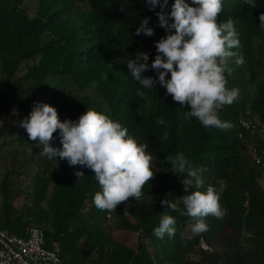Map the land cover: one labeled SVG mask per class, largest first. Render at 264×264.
Here are the masks:
<instances>
[{"label": "trees", "instance_id": "trees-1", "mask_svg": "<svg viewBox=\"0 0 264 264\" xmlns=\"http://www.w3.org/2000/svg\"><path fill=\"white\" fill-rule=\"evenodd\" d=\"M83 1L89 10H82L72 21L64 13L72 0H41L37 15L32 17L19 6L20 0H0L3 85L0 101L15 110L12 117L17 121L31 110L26 104L29 100L48 101L63 121L69 119L70 112L83 113L87 107L92 108L94 101L90 96L74 92L58 99L44 84L45 80L66 77L71 85L96 89L107 103L112 119L127 127L129 134L139 142H152L153 158L164 170L162 177L167 178L166 186L164 189L153 186L149 179L142 193H151L156 198L154 203L139 197L129 204L122 201L116 206L120 216H124L120 219L121 227L140 231L143 238L134 247L128 246L114 240L104 228V220L112 211L98 210L92 202L94 193L99 190L93 172L79 165L70 166L66 159L57 157L32 175L31 204L24 212L18 213L10 202L11 188L6 175L0 183V228L25 236L30 222L40 216L50 224L48 228L40 227L47 245L51 242L59 245L64 264H83L89 261L92 253L96 254L98 264H186L187 253L195 249L201 239L211 246L222 227L235 228L243 224L257 235L259 245L251 257L242 260L234 256L225 259V264H264V188L253 178L248 179L245 189L236 188L231 180L239 163L238 150L243 148L241 136L245 127L240 119L251 118L246 108L257 113L264 123V78L253 72L245 81L248 88L241 99L219 111L220 119L231 122L230 129L205 128L195 118L185 119L184 111L188 106H182L170 94L166 95L162 86L157 84L153 89H142L128 71L127 61L133 58L132 55L140 50L156 51L154 42L166 35L165 29L158 26L155 15L160 11L159 5L150 10L144 0ZM185 2L191 4V0ZM172 3L173 0H168L163 9L165 13L170 11ZM255 3L254 9L244 0H223V9L217 17L218 23L229 18L235 21L240 40V47L235 51L241 55L252 45L253 35L264 36V26L258 18L264 12V0H255ZM145 16L151 18L149 26L154 29L151 37L135 35L136 27ZM31 59L35 62L21 77L14 79L21 62ZM240 69L237 67L235 72ZM143 75L155 77L149 70ZM225 76L228 81L231 79L229 74L225 73ZM25 80L40 83L41 95H27L23 87ZM137 89L145 95L137 96ZM154 94L157 96L154 108L149 112L140 111L146 98ZM157 116L164 118V125L156 124ZM19 138L26 144L36 142L28 139L23 128ZM176 151H183L193 167L207 169L200 190L214 186L220 204L227 209L223 219L212 215L205 217L208 230L200 234L190 233L188 217L180 211L183 205L179 204L178 197L184 195L180 182L183 176L173 173L164 159ZM76 171H81L84 176H76ZM162 199L177 202L180 210L165 209L160 202ZM165 213L175 218L176 233L171 237L165 233L163 239H158L153 235V228L158 226L160 215ZM128 218L133 222L130 223Z\"/></svg>", "mask_w": 264, "mask_h": 264}, {"label": "clouds", "instance_id": "clouds-1", "mask_svg": "<svg viewBox=\"0 0 264 264\" xmlns=\"http://www.w3.org/2000/svg\"><path fill=\"white\" fill-rule=\"evenodd\" d=\"M144 2L150 10L159 5L160 11L155 15L166 35L154 42L156 54L151 63L147 52L132 55L127 61L131 77L142 89H153L159 84L166 95L170 94L182 106L187 105L185 119L195 118L205 128L230 129L231 122L220 119L219 111L235 101L239 89L226 86L225 73L230 75L233 71L230 66L233 58L237 65H243L245 60L235 51L240 47L235 21L229 18L217 22L223 0H191V4L173 0L167 13L163 9L168 0ZM244 3L256 8L255 0H244ZM258 18L264 26V12ZM150 19L145 16L140 20L135 35H154ZM149 69L154 71L155 77L143 75ZM136 95L142 97L145 93L137 89ZM155 122L165 124L161 116H157ZM2 124L0 121V126ZM18 126L25 130L29 140L43 145L41 156L49 160L66 159L70 166L79 165L93 172L99 190L94 193L92 202L98 210L113 211L129 197L138 199L146 181L154 175L153 155L147 151L148 145L129 134L119 121L95 108L87 107L75 120L61 121L53 106L34 101ZM57 130L60 147L50 143ZM164 159L173 173L183 176L180 182L184 190V195L178 197L183 209H178L177 202L162 199L160 202L165 209L180 210L188 217L187 228L193 235L208 230L205 217L212 215L223 219L227 209L220 204L216 188L208 185L204 191L200 190L207 169L193 167L183 151H176ZM75 175L84 176L81 171H76ZM175 224L172 215L162 214L158 226L153 228V235L158 239H163L165 233L174 236Z\"/></svg>", "mask_w": 264, "mask_h": 264}, {"label": "rangeland", "instance_id": "rangeland-1", "mask_svg": "<svg viewBox=\"0 0 264 264\" xmlns=\"http://www.w3.org/2000/svg\"><path fill=\"white\" fill-rule=\"evenodd\" d=\"M41 0H20L19 6L30 17L37 15L40 9ZM50 0H46L49 2ZM65 15L70 20H74L82 10H89V6L83 0H72V4L64 9ZM174 31V30H173ZM252 45L243 52L245 63L243 65H237L233 58L230 66L233 71L230 76L231 79L227 80V87H236L239 89V95L235 100H240L245 93L248 86L245 81L254 72L259 77L264 78V36L262 34L253 35ZM139 52L149 53V63L154 58L155 50H140ZM35 59L21 62L14 75V79L21 77L30 64L34 63ZM237 67H241L240 70L235 72ZM150 72H154L149 69ZM55 96L59 99L65 98L70 92L78 93L80 95H87L94 101L92 108L101 111L111 117L110 110L107 103L103 100L100 93L92 88H79L76 85H71L66 77H50L44 81ZM23 87L27 90V95L38 97L41 95V84L34 80L23 81ZM3 91L2 74H1V62H0V95ZM157 96L151 95L146 98L140 111L149 112L156 104ZM14 109L10 108V105L6 102L0 101V121L3 122L0 129L2 133L0 135V183L7 175L9 187L11 188L10 202L12 206L18 211L24 212L31 204L32 187L30 186L32 175L41 167H44L49 159L46 156H41L43 145L37 144V141L32 144H26L20 140V134L22 128L19 127V121L12 117ZM247 115L249 117V128L244 130L241 136L243 148L238 150V167L232 172L231 180L236 185V188H244L248 184V179L253 178L254 181L264 188V127L257 113L252 112L249 108H246ZM80 114L76 112H70V120H75ZM54 139L50 141L53 146L60 147L58 134L53 135ZM148 145L147 151L152 155V142H144ZM153 177L150 178V183L153 186L160 187L162 189L166 186V176L162 177L164 172L163 168L153 158ZM159 173V174H158ZM245 195L247 193L245 192ZM1 189H0V215L2 213L1 204ZM134 197H129L125 203L129 204L134 200ZM140 199H144L147 202L154 203L156 198L151 193H142ZM247 205V202L244 203ZM104 220V228L114 240L120 241L128 246L134 247L136 242L142 238L140 231H129L122 228L120 225L121 217L120 213L114 209ZM127 215V213H126ZM126 219V218H123ZM132 223V218H128ZM49 222L45 221L40 216L34 221L30 222L29 228L37 226L42 228H48ZM259 245V238L245 225L240 227L224 226L214 236L211 246L208 245L204 239L200 240L196 248L189 251L186 255V264H225V259L233 258L234 256L245 260L251 257L254 250ZM96 254L90 255L89 261L83 262V264H98ZM99 264H102L101 262Z\"/></svg>", "mask_w": 264, "mask_h": 264}, {"label": "built area", "instance_id": "built-area-1", "mask_svg": "<svg viewBox=\"0 0 264 264\" xmlns=\"http://www.w3.org/2000/svg\"><path fill=\"white\" fill-rule=\"evenodd\" d=\"M34 101L51 105L48 101L29 100L26 104L32 107ZM52 106V105H51ZM249 119L241 118L240 123L249 128ZM263 127L264 123L262 122ZM0 264H64L60 257L59 245L51 242L48 246L42 228H29L25 236H19L7 229L0 228Z\"/></svg>", "mask_w": 264, "mask_h": 264}]
</instances>
